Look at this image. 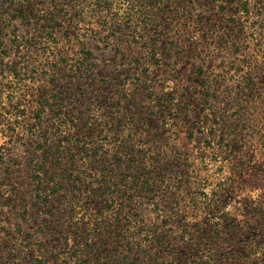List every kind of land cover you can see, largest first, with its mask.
<instances>
[{"label": "rangeland", "instance_id": "rangeland-1", "mask_svg": "<svg viewBox=\"0 0 264 264\" xmlns=\"http://www.w3.org/2000/svg\"><path fill=\"white\" fill-rule=\"evenodd\" d=\"M0 264H264V0H0Z\"/></svg>", "mask_w": 264, "mask_h": 264}]
</instances>
